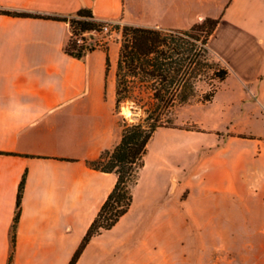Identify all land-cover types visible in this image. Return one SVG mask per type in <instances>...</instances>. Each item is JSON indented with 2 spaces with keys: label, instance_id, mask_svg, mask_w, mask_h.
<instances>
[{
  "label": "crops",
  "instance_id": "0c3cea01",
  "mask_svg": "<svg viewBox=\"0 0 264 264\" xmlns=\"http://www.w3.org/2000/svg\"><path fill=\"white\" fill-rule=\"evenodd\" d=\"M129 1L0 0V7L47 15L89 7L97 18L125 25L131 24ZM134 9L139 26L189 29L220 19L210 49L231 73L210 103L238 107L208 155L215 183L204 189L215 193V208L181 210L184 217L214 216V224L189 228L214 232L216 241L183 240L173 257L203 264L210 250L215 264L226 255L236 264H264V0H134ZM70 35L63 21L0 14V264H68L118 181L88 162L121 141L119 46L95 37L96 49L78 59L65 52ZM242 120L247 126L236 134ZM130 211L92 237L77 264L84 258L94 264L96 252L105 262L116 249L118 258L134 250L141 259V226L122 224Z\"/></svg>",
  "mask_w": 264,
  "mask_h": 264
},
{
  "label": "trees",
  "instance_id": "16d2710c",
  "mask_svg": "<svg viewBox=\"0 0 264 264\" xmlns=\"http://www.w3.org/2000/svg\"><path fill=\"white\" fill-rule=\"evenodd\" d=\"M0 14L68 23L71 35L65 52L78 59H84L96 49L94 32L100 31L105 23L89 7L69 15L34 14L0 7ZM219 22L220 19L208 17L189 29L123 26L115 72V108L119 113L122 106L131 102L137 121L127 122L124 118L120 143L112 151H103L98 159L88 162L96 170L116 173L118 181L68 264H77L92 237L112 229L130 210L133 188L145 166L148 144L154 133L159 128L174 125V113L179 107L196 98L202 103L212 102L220 85L229 77V66L210 49V38ZM110 70L108 55V74ZM204 84L209 86L207 90L203 89ZM24 185L25 177L19 188L15 225L19 220Z\"/></svg>",
  "mask_w": 264,
  "mask_h": 264
},
{
  "label": "rangeland",
  "instance_id": "374dc122",
  "mask_svg": "<svg viewBox=\"0 0 264 264\" xmlns=\"http://www.w3.org/2000/svg\"><path fill=\"white\" fill-rule=\"evenodd\" d=\"M128 9L131 24L138 25L142 20L135 12L134 0L129 1ZM123 26L124 24H112L109 31L94 32V38H100L103 42L109 40L113 46L118 44L120 48ZM232 80L233 78L229 82ZM208 88L209 86L204 84L203 89ZM218 104L202 103L196 98L191 103L179 107L174 113V125L159 128L148 144L145 166L133 188L135 201L129 217L122 221V224L141 226V259L134 250L127 251L126 258H118L116 249L105 262L102 253L96 252L94 264H184L172 254L173 251H182L179 248L181 241H202L204 245H214V232L200 233L189 228L190 225L214 224V216L184 217L181 210L215 208V193L206 192L204 189L206 186H214L215 183L208 155L212 154L217 140L229 132L228 128L231 126L228 119L232 114L237 117L238 112V107L227 106L221 109ZM119 116L121 125L124 124V118L127 122L137 121L135 114L123 112V106ZM236 123L233 128L236 134L247 126L245 120ZM225 124L228 128H225ZM205 196L209 201H203ZM189 197L191 199L188 202ZM155 210L158 212L153 216ZM167 210L176 213L174 216H167ZM124 235L126 234H122ZM114 239L118 240V237L112 238V241ZM210 252L207 250L203 264H215V258ZM221 262L236 264L229 255ZM81 264H93L92 258H84Z\"/></svg>",
  "mask_w": 264,
  "mask_h": 264
},
{
  "label": "water",
  "instance_id": "95a60500",
  "mask_svg": "<svg viewBox=\"0 0 264 264\" xmlns=\"http://www.w3.org/2000/svg\"><path fill=\"white\" fill-rule=\"evenodd\" d=\"M123 112L124 113H131V114H135V112H133L132 110V105H131V102L127 103L126 105L123 106Z\"/></svg>",
  "mask_w": 264,
  "mask_h": 264
},
{
  "label": "built area",
  "instance_id": "2783aa9c",
  "mask_svg": "<svg viewBox=\"0 0 264 264\" xmlns=\"http://www.w3.org/2000/svg\"><path fill=\"white\" fill-rule=\"evenodd\" d=\"M111 27H112V22L110 21H105L104 25L102 26L101 30L100 31H109L111 30Z\"/></svg>",
  "mask_w": 264,
  "mask_h": 264
},
{
  "label": "bare ground",
  "instance_id": "6f19581e",
  "mask_svg": "<svg viewBox=\"0 0 264 264\" xmlns=\"http://www.w3.org/2000/svg\"><path fill=\"white\" fill-rule=\"evenodd\" d=\"M127 114V113H126Z\"/></svg>",
  "mask_w": 264,
  "mask_h": 264
}]
</instances>
